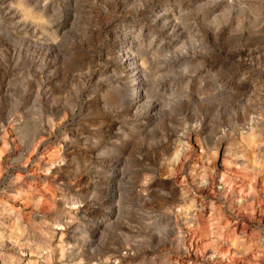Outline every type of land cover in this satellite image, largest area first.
Listing matches in <instances>:
<instances>
[{
	"label": "rangeland",
	"instance_id": "374dc122",
	"mask_svg": "<svg viewBox=\"0 0 264 264\" xmlns=\"http://www.w3.org/2000/svg\"><path fill=\"white\" fill-rule=\"evenodd\" d=\"M0 264H264V0H0Z\"/></svg>",
	"mask_w": 264,
	"mask_h": 264
},
{
	"label": "bare ground",
	"instance_id": "6f19581e",
	"mask_svg": "<svg viewBox=\"0 0 264 264\" xmlns=\"http://www.w3.org/2000/svg\"><path fill=\"white\" fill-rule=\"evenodd\" d=\"M120 57V56H119ZM130 59V58H129ZM128 61V60H127ZM125 62V61H124ZM123 62V63H124ZM126 68V67H125ZM41 140V139H40ZM116 197V192H115V190H113V193H111L110 194V202H109V204H108V206H107V209H109V207H111V205H112V200L114 199ZM108 211V210H107ZM106 211V212H107Z\"/></svg>",
	"mask_w": 264,
	"mask_h": 264
}]
</instances>
